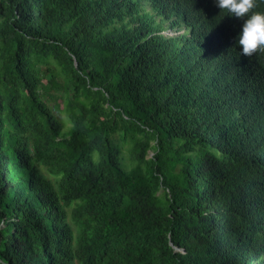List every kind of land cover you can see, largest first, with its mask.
<instances>
[{"label": "trees", "instance_id": "obj_1", "mask_svg": "<svg viewBox=\"0 0 264 264\" xmlns=\"http://www.w3.org/2000/svg\"><path fill=\"white\" fill-rule=\"evenodd\" d=\"M219 12L0 0V264H264V51Z\"/></svg>", "mask_w": 264, "mask_h": 264}, {"label": "clouds", "instance_id": "obj_2", "mask_svg": "<svg viewBox=\"0 0 264 264\" xmlns=\"http://www.w3.org/2000/svg\"><path fill=\"white\" fill-rule=\"evenodd\" d=\"M214 4L219 14L243 21L235 38L241 56L250 57L264 51V12L253 11L256 0H214Z\"/></svg>", "mask_w": 264, "mask_h": 264}, {"label": "rangeland", "instance_id": "obj_3", "mask_svg": "<svg viewBox=\"0 0 264 264\" xmlns=\"http://www.w3.org/2000/svg\"><path fill=\"white\" fill-rule=\"evenodd\" d=\"M164 34H165V35H167V34H168V32H166V31H165V32H164Z\"/></svg>", "mask_w": 264, "mask_h": 264}]
</instances>
